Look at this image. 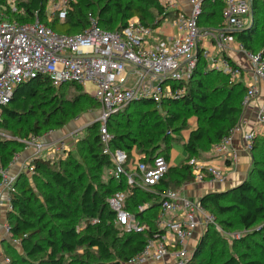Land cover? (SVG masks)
<instances>
[{"label": "trees", "instance_id": "1", "mask_svg": "<svg viewBox=\"0 0 264 264\" xmlns=\"http://www.w3.org/2000/svg\"><path fill=\"white\" fill-rule=\"evenodd\" d=\"M7 1L0 0V12L4 13L0 20L28 23L37 12L44 26L68 36L87 29L89 16L96 20L100 29L110 33L120 32L131 18L153 29L159 28L167 18L162 17L157 0H130L125 4H122L123 0H75L72 10L62 21L47 19V0L16 2L20 13L15 14L10 13ZM222 9L223 0H203L197 26L200 29H221ZM250 14V25L230 35L244 52L257 54L256 47H264V35L257 42L251 24L258 15H264V0H251ZM210 70L213 69L207 66L199 51L182 99L162 102L158 106L141 101L135 104L136 109L130 110L134 105H128L107 120L106 129L112 137L108 144L111 151H122L128 162L137 159L148 163L160 156L169 163L172 142L187 129L188 119H195V127L181 143L185 158L176 166H170L152 192L128 186L125 179L115 181L109 177L105 185L82 184L81 162L89 163L99 174L111 168L110 158L103 154L98 124H94L87 128L84 138L76 142L81 162L69 157L64 162L58 161L55 166L57 162L50 159L33 160L35 174L31 176L32 182L44 186L40 205L33 206L37 201L31 193L29 177H18L16 191L10 199L11 211L6 214L9 240L1 243L12 246L10 241L18 240L24 256L36 259L25 264H118L138 255L146 241L156 233L154 221L160 211L159 195L192 183L186 163L190 159L206 160L212 146L237 124L241 116L244 85L230 82L228 75L219 73L220 86L209 90L207 74L213 72ZM61 87H74L80 93L70 101H63L58 96ZM81 91L73 84L55 88L47 78L39 76L19 85L10 103L1 110L0 129L9 132L11 139L0 137V168H8L13 157L22 152L21 140L59 129L75 115L93 110L95 106L98 108L95 100ZM214 92L221 95L217 104L209 101L210 93ZM186 115L190 116L187 118ZM249 154L250 168L241 183L233 189L209 193L199 199L200 206L212 214L216 225L223 229H232L236 224L249 230L264 222V133L255 134ZM118 194L123 195L122 210L132 214L141 225H146L147 230L127 232L115 223V214L107 201ZM144 205H148V209L140 212L139 208ZM80 219L85 221L83 227L76 224ZM258 232L259 248L264 254V227ZM217 241V231L208 228L187 264H210L200 258L204 251L212 250ZM243 247L247 248L245 243ZM11 264L18 263L12 261ZM218 264H264V257L250 260L247 255L229 256Z\"/></svg>", "mask_w": 264, "mask_h": 264}, {"label": "built area", "instance_id": "2", "mask_svg": "<svg viewBox=\"0 0 264 264\" xmlns=\"http://www.w3.org/2000/svg\"><path fill=\"white\" fill-rule=\"evenodd\" d=\"M157 1L162 8V17L172 20L175 35L170 38H161L158 28L146 27L135 18L129 19L120 32L110 33L100 29L96 20L89 16L88 28L71 36L57 34L44 26L37 12L28 23L0 20V118L2 108L14 95L13 90L37 76L47 78L55 88L66 84L79 86L98 105L95 122L99 140L103 154L111 161L107 176L115 181L125 179L128 186L152 192L167 174L169 163L160 156L148 163L137 159L128 162L122 151H111L108 144L112 137L106 129L107 120L133 101H150L158 106L162 102L182 99L199 51L202 58L210 62L209 68L228 75L233 81L239 77L241 69L231 57L239 52L244 54L250 72V81L244 83L242 113L237 124L212 146L211 151L228 165L235 163L238 155L233 139L240 136L243 149L249 153L256 129L264 131V58L260 53L244 52L229 34L247 27L249 0H223V27L218 30L197 26L203 0H185L187 11L180 8L179 0ZM74 3L75 0H47V19L64 20ZM9 9L10 13H20L15 5ZM205 44L214 46L218 59L213 58ZM86 85L93 87L90 93L85 91ZM254 103H257L256 116L250 127L244 114ZM87 125L54 140L48 133L20 141L22 152L13 157L8 168L0 169V202L4 194L7 211L11 210L10 199L16 191L18 177L31 178L35 174L33 160L45 161L53 154L69 151V145ZM24 155L26 158L22 159ZM186 165L194 184L205 180L221 183L226 178L206 160L190 159ZM13 167L17 168L16 172L10 171ZM122 202L121 194L107 201L115 214V223L127 232L147 230L146 225H141L132 214L122 210ZM158 203L160 211L154 221L156 233L146 241L138 255L118 264H151L165 259H169L170 264H187L193 252L189 241L199 240L210 227L217 229L214 216L203 209L198 200L182 198L177 191L167 190L159 195ZM147 209L148 205H144L139 211ZM0 230V242L9 240L6 220L0 221ZM10 242L18 243L16 240Z\"/></svg>", "mask_w": 264, "mask_h": 264}, {"label": "rangeland", "instance_id": "3", "mask_svg": "<svg viewBox=\"0 0 264 264\" xmlns=\"http://www.w3.org/2000/svg\"><path fill=\"white\" fill-rule=\"evenodd\" d=\"M27 0H9L7 1L6 5L7 6H13L16 4V2H25ZM130 0H123L122 4H125ZM4 14V13H3ZM5 16V15H4ZM172 20L171 19H165L161 24L160 27L158 28L161 34H166L167 31H170V25H171ZM247 27L251 23V14L247 18ZM254 27V31H256V40L257 42L262 38L264 35V15L260 14L257 16L256 21H254L251 24ZM205 48L209 52H214L215 48L212 45H207L205 44ZM255 51H257V54L260 53L261 57H263L264 54V47L258 48L256 47ZM242 55V61H237L241 66L243 64H247L245 56L243 53H240ZM235 56H233L234 58ZM207 65H210V62H207ZM239 66V65H238ZM213 72H210L207 74L209 76V79H207V85L210 90V88H213L214 86H218L221 82V72L217 71L216 69L210 70ZM212 75V76H211ZM245 72L240 71L239 77L234 79L233 81L230 80V82L233 83H241L244 85L245 83ZM220 86V85H219ZM82 89V88H81ZM86 92L90 93L93 90V87L90 85H86L84 88ZM80 91H76L74 87H61V89L58 90V96L60 99L63 101H70L72 100ZM84 93L83 89L81 91V94ZM90 98V96H89ZM92 99V98H90ZM221 100V95L218 92L210 93L209 95V101L210 103L217 104ZM138 102L133 101L129 105H134L130 107V110H134L137 107H135V104ZM190 115H186L188 118ZM98 117V108L95 106L93 110H85L81 112L80 114L75 115V118L67 122L63 127L59 129H54L48 133L52 135L53 138L61 137L65 134H68L70 131L73 129H77L80 127H84L87 124V127H85V130L80 134V136L72 142V144L69 147V151H63V152H58L56 154H53L52 156L49 157L51 162H57L55 166H58V161H66L67 158L72 157L73 160L77 162H81L80 155L78 153V147H77V141L81 138H84L85 132L87 128L93 126L94 124H97L95 122L96 118ZM107 123V122H106ZM195 127V119L194 118H189L187 122V129L181 132L177 139L172 142V149L177 146L179 149H182V141L186 139V136L188 135L189 131ZM258 134H263L264 131L261 129H256ZM46 133V134H48ZM45 135V134H44ZM0 137L3 139H11L9 132L0 129ZM78 141V142H79ZM250 153V152H249ZM250 155V154H249ZM196 160H200L196 159ZM81 172L84 174V180L82 184L86 185L87 183L93 184L95 187H97L99 184H107L108 182V176L106 172L102 171L100 174L98 172H95L92 167L89 165V163L81 162ZM221 165H223V162L221 160ZM1 169V168H0ZM31 182V193L34 197V200L37 202L33 205L34 207L38 206L41 204V193L43 192L44 186H38V184L33 183L32 179H28ZM183 188L181 187L178 190H175L177 192H181ZM4 218L6 220L7 216L6 214L9 213L10 211H7L6 208L4 209ZM54 222V221H52ZM85 221L83 219H80L77 221V225L79 227L84 226ZM55 224H57L55 222ZM264 227V222H259L258 224L254 225L252 228L249 230H244L240 227H238L236 224L232 229H223L222 227H219L217 225V233H218V241L216 245L213 247V249H209L208 251H204V254L200 258L203 262L207 263L209 262L210 264H218L224 259H226L229 256H234V257H240L242 255H247L249 256L250 260H259L263 259L264 254L261 253V250L259 248V238L257 237V234L259 233L262 228ZM126 231V230H125ZM201 236L199 237L200 240ZM196 239V245L194 249L197 246V243L199 241ZM2 242V241H1ZM0 242V264H11L12 261H15L18 264H25V262H35L33 260L36 259H28L26 256L21 251V244L17 240L16 245L10 246L9 244L3 245ZM243 243H245L246 247H243ZM192 249V251H194Z\"/></svg>", "mask_w": 264, "mask_h": 264}, {"label": "crops", "instance_id": "4", "mask_svg": "<svg viewBox=\"0 0 264 264\" xmlns=\"http://www.w3.org/2000/svg\"><path fill=\"white\" fill-rule=\"evenodd\" d=\"M179 4H180V8L184 11L188 10V6L186 4L185 0H179ZM175 35V29L172 27V25H170V31H167L166 34H162L161 38H170L172 36ZM214 59H218L217 57V52H209ZM233 56H235L233 58ZM231 57V61L236 64L238 67H240V69L242 71L245 72V82H249L250 81V72H249V65L248 63L243 64L242 66L237 62V61H242V55L237 52L235 53ZM256 106L257 103L252 104L248 110H246L245 112V117L248 119L249 121V126L251 127V125L254 123L255 121V116H256ZM188 136V135H187ZM186 136V138H187ZM60 137L57 138H53L51 136V139H58ZM233 145L236 148L237 151V160L235 163L232 164H227L225 162L224 159L222 158H218L217 156L213 155V153L211 152L209 154V156L206 159V161L210 162L212 165H214L216 168H218L219 170H221L226 178L223 182L219 183V182H212L209 180H205L203 183L200 184H194V183H189V184H184L182 186V190L181 192L179 191L178 194L180 197L182 198H187L190 200H198L209 193H215V192H222V191H226V190H230L232 188H234L235 186H237L239 183H241L247 176L248 170L250 168V155L248 152H246L243 147H242V143L240 140V136H235L233 139ZM70 146V145H69ZM26 155H24L22 157V159H25ZM185 158V153L183 151V149H179L177 146H175L173 149L171 148V151L169 153V164L170 166H176L180 161H182ZM204 160V159H201ZM221 160L223 162V165H221ZM17 168L13 167L11 168V172H16ZM4 199H5V195L2 194L1 195V201L0 202V221H4L5 220V214H4V209L6 208V205L4 203ZM0 235H1V230H0ZM190 249H194L195 245H196V238L189 241L188 243ZM151 264H170V260L169 259H165L162 262H158V263H151Z\"/></svg>", "mask_w": 264, "mask_h": 264}, {"label": "water", "instance_id": "5", "mask_svg": "<svg viewBox=\"0 0 264 264\" xmlns=\"http://www.w3.org/2000/svg\"><path fill=\"white\" fill-rule=\"evenodd\" d=\"M249 4H251V0H249ZM230 34V33H229ZM17 90V87L13 90V94L15 93V91ZM233 189V188H232Z\"/></svg>", "mask_w": 264, "mask_h": 264}]
</instances>
